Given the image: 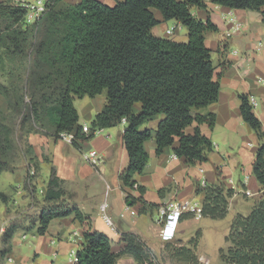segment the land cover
<instances>
[{
	"label": "trees",
	"instance_id": "trees-1",
	"mask_svg": "<svg viewBox=\"0 0 264 264\" xmlns=\"http://www.w3.org/2000/svg\"><path fill=\"white\" fill-rule=\"evenodd\" d=\"M212 1L229 8L261 11L264 20V0ZM63 2L48 0L46 11L33 23L27 22L25 6L14 0L0 2V49L15 63L21 59L23 68L29 62L31 75H36L34 69L42 57L59 81L55 85L49 74L45 76L33 86L37 91L32 93L28 104L23 94L18 96L22 89L16 83L0 81V96L4 97L8 110L22 116L23 121L33 117L40 122L47 118L53 124L52 135L56 138L62 132L73 133L75 145L77 140L93 138L94 131L118 126L125 119L123 140L129 162L120 180L123 187L140 193L138 198L128 194L127 201L131 200L132 205L140 201L139 214L147 213L158 205L144 199L146 187L136 179L150 158L144 145L152 137V129H141L142 125L157 115L163 116L156 131L157 155L172 146L176 138L179 145L174 151L189 165L207 162L213 151V141L199 126L192 134L186 133V128L193 123H207L213 128L216 123L215 113L195 112L219 99L220 75L216 76L211 49L205 42V33L217 31L218 27L211 19L206 0H114L113 5L100 0ZM193 6L207 9L208 17L205 20L195 17L191 12ZM153 8L165 20L176 19L186 26L188 41L155 36L152 29L159 20ZM104 90H107V102L92 120L91 130L84 132L75 99L96 97ZM240 98L242 117L261 141L253 174L264 189L262 121L254 112L250 96L242 94ZM136 103L141 104L139 112L135 111ZM6 111L0 107V172L14 169L11 162L17 152L15 130L7 123ZM217 176V184L197 185V193L204 196L203 217H226L230 199L236 194L234 188L222 181L219 172ZM65 184L52 167L44 199L47 206L37 218L39 234L47 232L52 220L73 215L86 225L85 242L77 251L74 264H119L123 255L133 257L137 264H156L153 250L134 233L122 234L123 247L115 252L111 239L94 229L78 206L65 204ZM10 200V195L0 190V201L8 204ZM13 233L10 230L7 239ZM195 238L191 240L194 247L198 241ZM226 240L230 247L221 250L223 264H264V197L248 215L237 214ZM176 255L192 259L193 250L184 246L177 249Z\"/></svg>",
	"mask_w": 264,
	"mask_h": 264
},
{
	"label": "crops",
	"instance_id": "crops-1",
	"mask_svg": "<svg viewBox=\"0 0 264 264\" xmlns=\"http://www.w3.org/2000/svg\"><path fill=\"white\" fill-rule=\"evenodd\" d=\"M32 1L34 0H14L16 4ZM79 1L64 0L63 4L78 3ZM100 1L109 5L115 3H111L110 0ZM206 1L211 19L217 25L218 30L207 31L205 42L214 56L216 76L220 75L221 91L218 101L195 112L201 114L215 113V126L211 128L207 123L200 125L193 123L186 128V133L192 134L195 128L199 126L202 133L213 141L214 147L207 162L189 165L185 158L178 157L174 151L175 147L179 145V138H176L175 143L165 149L162 154L157 155L156 131L162 115L155 116L148 121L149 123L143 125L144 129H152V137L144 145L150 158L144 171L138 174L136 179L146 187L144 199L149 203L157 204V208L149 209L147 215H140L138 211L142 203L138 201L132 205L131 200L127 201L128 194L138 198L140 193L138 190L123 187L120 180V174L129 162L128 151L123 140L124 130L127 127L125 119L122 122L123 129L119 133H116L114 128H110L106 133H104L106 129H100L89 140H77V145L73 144V140L66 141L60 137L56 138L51 133L34 131L29 136V143L33 146L34 154L39 159L40 175L44 172L45 164L51 162L58 177L67 181L66 185L69 186V191L76 192L80 196L75 201L76 205L89 217L94 229L105 233L111 239L113 250L115 252L121 251L123 247L122 234L134 233L153 250L157 257L156 264H161L162 254H165L164 248L172 243V241H164L161 237L162 224L159 222L161 217L159 209L164 204L182 199L198 201L203 204L204 196L197 193V185L202 184L203 181L206 182V185L217 184L218 172L227 186L231 187L230 180L235 185L236 194L231 199L230 206L239 205L242 200L247 203L250 198H254V203H256L264 197V189L253 174V164L261 141L257 133L244 121L240 108V96L242 94L254 96L257 102L254 112L262 121L264 130L263 14L258 10L229 8L215 4L212 0ZM61 6L62 4L59 5V7ZM152 10L159 20L158 25L161 27L158 28V25L153 27L152 32L155 36L179 42L188 41H184L187 38V33L184 32L183 35L179 33V26L173 34H170V28L175 25H171L169 20H165L158 9L153 8ZM262 11H264V7H262ZM191 12L195 17L203 20L208 17L207 9L193 6ZM176 22V25L182 24L177 20ZM236 24H239L238 28L231 36H228L227 32L232 31ZM98 99V97L94 98L96 102ZM5 103V100L0 96V105L6 107ZM137 104H135V111L139 112L141 104L140 106ZM102 108L103 102L100 106H93L87 102L83 108V115L78 110L79 124L88 125L89 123L86 121L92 122L95 114ZM91 151H97L98 160L96 163L89 157ZM77 152H80L85 160H81V156ZM25 170L23 167L16 170L21 186L27 174ZM46 170V177L49 180L51 176L50 166L49 170L48 168ZM237 172L244 175L239 178V182H235L233 179ZM98 181L105 183L106 192L94 200L88 196L87 190H89V185H94ZM112 181L118 191L114 198L112 196ZM46 183L45 181L41 188L45 194ZM240 186H243L244 190ZM163 188H167V190L160 193L159 191ZM26 195L24 189L22 203L28 206L31 204V197ZM35 195L33 193V196ZM105 201L110 204L109 215L113 220L114 229L105 222L98 212L100 204ZM127 206L135 210L137 215L127 214L126 217H121V213L126 210ZM190 214L193 213H185L181 219L175 239L179 240L181 244L185 240L180 235L194 222L204 218L203 216L201 218L190 217ZM9 215L10 213L7 215L8 221L11 218ZM139 216L143 217L139 218ZM55 220L57 224L53 232L48 228L45 234L35 235L33 231L35 240L30 246L35 253L33 264H62L65 257L70 259V263L67 262L66 264L76 262L77 251L85 242L84 230L86 225H82L73 215ZM35 226H38V220H36ZM6 244L9 245V243ZM1 246L3 243L0 244V248ZM15 260L17 262L14 261L15 264H27L29 261L28 257L21 254H18ZM119 264H137V262L133 257L123 255L119 258Z\"/></svg>",
	"mask_w": 264,
	"mask_h": 264
},
{
	"label": "rangeland",
	"instance_id": "rangeland-1",
	"mask_svg": "<svg viewBox=\"0 0 264 264\" xmlns=\"http://www.w3.org/2000/svg\"><path fill=\"white\" fill-rule=\"evenodd\" d=\"M110 2L114 3V0H110ZM169 21L171 25L174 24L175 26H179L180 31H178L180 34L183 35L184 32L187 33V38L184 40L187 41V27L182 24L176 25V19H170ZM158 28H161L160 25H158ZM212 58H214L213 55ZM39 62L40 64L38 65V68L34 69L36 70V75H31L30 66L28 65L29 62H27L26 67L23 68L21 59L15 63L7 57L6 53L2 49H0V81L16 83V85L22 89L21 93H18V96L23 94L26 104L31 103V98L33 97L32 93L37 91V89H35L33 86H35L37 83L39 84L45 76H48V74L51 78V83H54L55 80V85L59 84V81L56 79V75L54 73L55 71L46 65L42 57H40ZM96 97L99 98L97 102L94 100L95 97L90 96L76 98L75 106L82 115L84 113L83 108L87 102H90L93 104V106H100L103 102L104 106L107 101V90H104ZM2 98L4 99L3 96ZM137 105L140 106V103ZM0 107L3 106L0 105ZM3 108L6 109V112L8 113L7 123L15 130L14 137L16 141L17 152L11 162L14 169L12 171L0 172V190L6 192L11 198L8 204L0 201V244L3 243V246L0 248V264L17 263L15 257L17 258L18 254L28 257L29 261L27 264H33L35 253L30 247L35 240L33 231L35 232V235H41L38 233V226H35L36 220L42 208L47 206V203L44 201L45 193L42 192L41 188L45 184V181L47 182L46 185L48 184L49 180H47L46 177V169L48 168L49 170L50 166L51 171L53 165L51 162H47L48 164H45L43 174L40 175V167L38 166L39 159H37L35 156L33 146L29 143V136L34 131L52 134L53 124L47 118H43L40 122H38L33 117L29 118L27 121H23L22 116H16L15 111L8 110L7 104L6 107ZM86 122L89 123L88 126L91 125V122H88V120ZM110 128H114L116 133H119L120 130L123 129V125L121 123L118 126ZM110 128H104L106 129L104 133L109 131ZM141 129H144L143 125ZM77 153L79 156H81V160H85L84 156L80 152ZM21 167L25 168V172H27L22 186L17 177L18 173L16 172V170ZM243 176L244 175L242 173L237 172L234 174L233 179L235 182H239V178ZM230 182L233 181L230 180L229 183ZM111 183L113 187L112 196L114 198L118 191L116 189L115 183L113 181ZM66 184L65 188L67 192L65 193V204L68 206H77L75 201H77L80 196L76 192L71 190L69 191V186L67 187ZM240 188L244 190L243 186H240ZM24 189L26 190V196L29 195L31 197V204H28V206L22 203ZM88 189V196L96 200L105 194L106 185L105 183L103 184L101 181H98L94 185H89ZM33 193L36 195L33 196ZM231 199L230 203L232 202ZM254 202V198H250L247 203L245 200H242L240 201L239 205H231L229 207L227 216L224 218L214 219L211 217H204L200 221L194 222L190 228H187L185 232L180 235L181 238L185 240L182 242V244L184 243L183 245L179 240L174 239L170 245H167L164 248L165 254H162L161 264H223L221 250L227 251L230 247V243L226 240V237L230 233L232 222L238 213L248 215L255 204ZM32 205H34V207H31ZM98 212L102 217V214L99 210ZM8 213H10L9 216L11 217L9 221L7 219ZM140 215H147V213ZM141 217L143 216H139V218ZM52 221L49 225V230L53 232L57 223L55 219L53 222ZM10 230H14V233L12 234L11 238L7 239V233ZM144 231L146 232V229H144ZM194 237H196L195 239H198L197 245L195 247L191 243V240ZM6 243H9V245ZM184 246L192 248V259H184L176 255L177 249H180ZM67 262L70 263L69 257H65L62 264H66Z\"/></svg>",
	"mask_w": 264,
	"mask_h": 264
},
{
	"label": "built area",
	"instance_id": "built-area-1",
	"mask_svg": "<svg viewBox=\"0 0 264 264\" xmlns=\"http://www.w3.org/2000/svg\"><path fill=\"white\" fill-rule=\"evenodd\" d=\"M48 0H34L32 2H23L20 5L25 6L27 9V22L33 23L38 18H40L43 13L46 11V3ZM239 24H236L235 27H233L232 31L227 32L228 36H231L233 32L238 28ZM178 26H174L170 28V34H173ZM250 103L253 107L257 105L256 99L254 96H250ZM91 129L90 127L85 124L83 125V131L89 132ZM99 132V130L94 131V134L96 135ZM60 138L66 141H72L74 139V134L70 132H62L60 134ZM89 157L92 159L94 163L97 162V151H91ZM175 157H177L175 155ZM232 183V188L235 189V185ZM201 187H205L206 182L203 181L202 184H200ZM109 202L105 201L100 204L99 211L102 214L103 219L107 224L111 226L112 229H114V223L109 215ZM187 212H192L195 218H201L202 212H203V204L198 201L188 200V199H182V200H175L168 202L167 204H164L159 209L160 219L159 222L162 224L161 227V237L164 241H174L177 237L178 229L181 223V219L183 215ZM127 214L131 215H137V212L133 210L130 206L126 207V210L121 213V217H126Z\"/></svg>",
	"mask_w": 264,
	"mask_h": 264
},
{
	"label": "water",
	"instance_id": "water-1",
	"mask_svg": "<svg viewBox=\"0 0 264 264\" xmlns=\"http://www.w3.org/2000/svg\"><path fill=\"white\" fill-rule=\"evenodd\" d=\"M129 205H131V202H129Z\"/></svg>",
	"mask_w": 264,
	"mask_h": 264
}]
</instances>
